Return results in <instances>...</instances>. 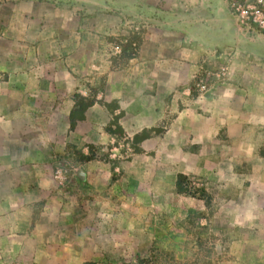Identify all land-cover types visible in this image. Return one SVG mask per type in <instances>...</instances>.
Instances as JSON below:
<instances>
[{
	"label": "crops",
	"instance_id": "0c3cea01",
	"mask_svg": "<svg viewBox=\"0 0 264 264\" xmlns=\"http://www.w3.org/2000/svg\"><path fill=\"white\" fill-rule=\"evenodd\" d=\"M128 23L137 55L108 60ZM238 41L226 0H0V264L102 256L91 242L179 177L244 192L264 223V41ZM224 55L228 79L189 92ZM114 138L124 160L105 155ZM57 167L73 170L65 188Z\"/></svg>",
	"mask_w": 264,
	"mask_h": 264
},
{
	"label": "rangeland",
	"instance_id": "374dc122",
	"mask_svg": "<svg viewBox=\"0 0 264 264\" xmlns=\"http://www.w3.org/2000/svg\"><path fill=\"white\" fill-rule=\"evenodd\" d=\"M226 3L240 47L249 38L252 45L262 44L264 30L252 21L241 23L231 7L233 0ZM125 30L124 38H113L108 60L115 57V45L123 48L129 36L140 37L142 31L132 23ZM179 183L170 200L160 198L158 207L139 209L137 224H125L124 219L121 232L106 233L100 243L92 241V252L102 256H64L58 264H136L149 256H154L153 264H264V223L254 200L245 199L244 192H194L191 183ZM181 189L185 191L178 192ZM37 264H47L46 258H37Z\"/></svg>",
	"mask_w": 264,
	"mask_h": 264
},
{
	"label": "built area",
	"instance_id": "2783aa9c",
	"mask_svg": "<svg viewBox=\"0 0 264 264\" xmlns=\"http://www.w3.org/2000/svg\"><path fill=\"white\" fill-rule=\"evenodd\" d=\"M236 17L241 23L252 21L259 28L264 30V0H233L231 5ZM114 56H120L122 48L115 45L112 48ZM219 62L211 63L206 61L200 68L199 73L192 78V87L189 92H194L201 96L205 94L212 85L223 83L230 74V61L227 55L220 56ZM119 139V138H118ZM127 140L115 138L110 143L109 150L105 153L110 160H124L131 154V149ZM73 170L70 167H57L54 169L52 177L57 186L65 188L72 176ZM201 185L191 182V189L199 190Z\"/></svg>",
	"mask_w": 264,
	"mask_h": 264
},
{
	"label": "trees",
	"instance_id": "16d2710c",
	"mask_svg": "<svg viewBox=\"0 0 264 264\" xmlns=\"http://www.w3.org/2000/svg\"><path fill=\"white\" fill-rule=\"evenodd\" d=\"M140 40L141 39H140L139 35L138 36H136V35L129 36L128 41H127L126 45L122 48V53L120 55V58L122 59V61L127 62L128 60L134 58L137 55V51H138V48L140 45ZM132 45H134V46L131 47ZM127 49L129 50V52H126V51H128ZM80 119H82L81 116H80ZM72 127H73V118H72ZM182 181L183 180L179 177L177 184H176L177 190L179 189L178 187H180L179 182H182ZM184 191H185L184 189L183 190L181 189L178 192H184ZM153 258H154V256H149L148 258L139 260L138 262H136V264H153L154 263Z\"/></svg>",
	"mask_w": 264,
	"mask_h": 264
}]
</instances>
